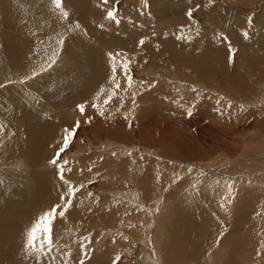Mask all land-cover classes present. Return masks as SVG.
<instances>
[{
	"label": "rangeland",
	"instance_id": "rangeland-1",
	"mask_svg": "<svg viewBox=\"0 0 264 264\" xmlns=\"http://www.w3.org/2000/svg\"><path fill=\"white\" fill-rule=\"evenodd\" d=\"M40 1H41L42 5H46V3L47 4L50 3L52 5L50 7L51 11L56 12V13L53 12L54 14H57L58 12L60 13L61 10L55 6V4L53 3V0H40ZM94 1L95 0H92V2L89 3L88 5L92 6L93 5L92 3H94ZM130 1H131V3H133L134 0H130ZM130 1L129 0H120L119 5H118V6H120V8H118V10H121V11H122V9L124 10L123 7L127 4H129ZM181 1L182 0H139L137 2V4H135L136 2L134 3V5H136L135 10H134V12H132V15H130V16H135L132 18L137 19L136 16H141L142 13L144 15L147 12L148 14L146 13L145 15L152 17L154 15V13H153L154 11L165 9L167 6H170V5L173 6L176 3H180ZM189 1L190 0H186V2H189ZM255 1L262 2V3H260V5L261 4L262 5L258 6V7L257 6H251V7L246 6V7L242 8L243 10H239V11H242L241 13L240 12L236 13V11H233L234 13L232 11L231 12L226 11L227 13H225L224 9L222 10V8H220V6H218L219 7L217 9V10H219L218 13L223 12L226 15L225 17H229L230 21L228 20L229 22L227 21V23H226V26H230V27H228L229 31L231 28H233L235 31L242 33L241 23H245L244 20H245L246 16H247L246 22L253 27H255L258 22H263V20H264V1L263 0H261V1L255 0ZM99 2H101V1H99ZM99 2H95L94 3L95 5L92 7H98ZM109 2H110V0H109ZM153 2H154V4H152ZM33 3H32V5H33ZM101 3H103V2H101ZM64 4H65V6H67V9L63 5L64 6L63 10L64 11L67 10L68 14H73L74 17L78 16V14H79L76 11H79L80 9H82V7L80 5H75L72 0H64ZM225 4H228V3H225ZM232 6H235V4L234 5L232 4L231 7ZM186 7H189V6H186ZM141 8H145L146 12ZM178 8H179V6H178ZM182 8H184V7L182 6ZM190 8H192V7H190ZM202 8H207V7H202ZM232 8H234V7H232ZM238 9L239 8L236 7L235 10H238ZM83 11L85 12V10H83ZM139 12H141V13H139ZM1 13L3 14L2 11H1ZM138 13H139V15H138ZM151 13H152V15H151ZM196 13H198V11L197 12L194 11L192 19H189V17L187 16V13L185 15V17H187L189 19V21L191 22L190 24H193V25L196 24L195 26L197 28L196 29L193 28V29H195L194 30L195 32L201 30L208 22H210L212 19L217 17V16H215L216 15L215 11H213V9H211V8L208 11L200 10V13H198V14H196ZM229 13H231L230 15H232L233 18H231V16H229ZM157 15H161V13L155 14V16H157ZM162 15H166V13H162ZM2 17L3 16L1 15L0 22L2 21ZM250 17H251V20H250ZM163 19H164L163 17H160V18H158L157 21H162ZM107 20L108 19H106V21ZM73 21L75 23L78 22L77 24H79V27H77V34H80V37H82L83 45L81 44V46H83V48L85 50L87 48L88 49L93 48V50H94V48H97L98 52H100V50H101L100 53H98L97 51L94 50V53H92L91 64H88L89 65V72L92 70L93 73L92 72L91 73L96 76L97 71H95L96 69L94 68V64L96 62L95 60H97V58H98V60L100 59V64L102 63V65L105 66V65H107L105 58L108 57V51L110 52V50H111V52H113L115 50V52H117V51L122 52V51H124V48L120 46V43H115V44H117V49L115 46H113L114 43L113 44L110 43L109 45L105 46L101 42V45H100L99 38H97V36H98L97 34L100 31L95 30V32H94V30H92L90 27L85 26L86 23L89 25H91V24H90L89 17L85 16L84 14H83V16H81L79 18V21H77V19H74ZM233 23H234V25H232ZM263 25H264V22H263ZM155 26L159 27L160 25H157L155 23ZM258 27L261 28L260 26H258ZM145 28L153 29V28H151L150 25L146 26ZM225 28H227V27L223 28L224 32L222 29H219L220 32L218 31V35L220 33H222L223 36H228L227 30ZM78 31L79 32L81 31V32L79 33ZM96 31L98 33H96ZM156 31H157L156 33L160 32L158 30H156ZM93 33H94V35H97V36L95 37L94 35H92ZM216 33L217 32L214 33V36L216 35ZM100 34H101V32H100ZM218 35H217V38H218ZM88 36L89 37L93 36V37H91L89 39ZM260 36L261 35H259V39L263 38ZM39 38L40 37L38 35L37 45L40 44V48H39L40 52L39 51L38 52L41 54V51H42L44 54L40 55L37 52L38 54L36 53L37 55L35 54L33 56L34 58L33 57L29 58V61H27V62H29L32 65L34 64L35 66H33V67L39 66L38 63L43 61V57L45 55H47L49 49L52 48V45H48L49 43H46V45H44V42L41 43ZM241 39L245 43L246 39L242 38V37H241ZM60 40H61V37H60L59 41ZM88 40H90V41L88 42ZM95 40H97L98 42L97 41L95 42ZM0 41H1V38H0ZM215 42H216V40H215ZM96 43H97V45H96ZM260 44L264 45L263 42ZM42 46H44V47L42 48ZM58 46L61 48H64V46H65L64 41H63L62 45H60L58 43ZM107 46H110V47H107ZM199 46H202V45L200 44ZM43 49H45V50H43ZM88 49H87V51H88ZM179 49H185V46L181 45V47L179 46ZM199 51L201 52V49H198L196 52L199 53ZM96 52H97V54H96ZM115 52H114V54H115ZM94 54H96L97 58L94 56ZM99 54L102 56L100 57ZM5 56L6 55L3 51V48L0 45V59H2L1 62H3V63H1V69L4 71L8 70V71L4 72V75L5 74L8 75L10 73L15 72V74L11 75V76L15 77L16 73L20 74L19 73L20 67L17 68L15 66L9 65L5 61ZM164 57L166 58L167 55H165L163 57H158L157 61L159 60V61L165 62L166 60ZM179 57L180 56H178L176 58V60H174L175 61L174 65L176 68H180V70L175 69L173 72H175V75L177 76L176 78L180 79L181 81L180 80L179 81L181 82V84H183L182 82H184L186 79L184 77L180 78V77H182L181 68L183 65L181 64V60L177 61V59ZM102 60H103V62H101ZM45 63L46 62L44 61L42 63V65L44 68L46 67L47 68L46 71L49 72L50 67H48V65H47L49 63H47L46 65H45ZM210 63H212V64H210ZM214 63L216 65L220 64V65H224L227 67L229 66V63H227L226 61H222L221 59H214V60H210L208 62V65H207V63L203 64V65H201L200 68L194 69V71L197 72L200 70V72H201L204 69L207 72V71H209V68L215 66ZM178 64L181 67H179ZM206 66H209V68H207ZM243 67L246 69L249 67V65L245 64L243 66V64H239L238 67L236 68V70L233 72L232 71L224 72V71H218L217 70V72L216 71L215 72H216V74L219 75L218 77H214V75L211 76L208 73L203 77H199L200 79H203L205 81L204 85L207 86L208 88H210V89H207V91L206 90H204V91H206L207 93H211L210 91L212 89H213L212 92H214L217 89L216 91L221 92V93H217V94H220L221 96L220 95H217V96L218 97L220 96L221 98H223L225 100V103H227L229 100L228 96L225 97L224 96L225 94H223V90H218V88H220V86H222V83H221L222 81L227 82L231 78V80L228 83H229V85L230 84H232V85L231 86L226 85V86L230 87V90L226 93H229L228 95H231L232 97H236L241 102L242 101L247 102L246 99L248 97H251L253 94V92L249 91L248 88H251L250 86L254 87V84L256 85L257 83H258L257 88L264 87V76L261 77L258 74L253 76L254 74H256V73H254V72H256V70L253 72V74L252 73L250 74L249 71L246 70L247 71L246 72ZM38 68L39 69L36 71H40L41 65ZM93 68H94V70H93ZM12 71H14V72H12ZM26 71H24L22 73L26 74L25 73ZM46 71H41L40 75H38L35 78L37 79V78H39V76L41 77L43 72H46ZM157 71L158 72H156V73H158L157 75L159 77L165 76L164 73L161 72V70H157ZM244 71L246 73H244ZM146 72L149 73L151 71H149V69L147 70V66L145 64H143L142 67H136L135 70H133L132 73H130V74L132 75V77L134 76L133 78L136 80L142 79V80H140L141 89L138 90L136 88V83H134V87L132 88L133 90L132 89L129 90L126 87V85L121 86V90H119L117 97L113 100V102L111 104H108V105H104L103 101L107 97V95L111 92V90L113 89L114 86L108 87L107 81L105 82V81L101 80L99 82V86L96 89H94V92H95L94 103L98 102L101 105V110L103 111L104 114L103 115L99 114L100 118H101L100 121L97 120V122H91V123L86 122L87 117L92 115L93 112L97 115L99 111H97V109L95 107H93L94 103L89 104L85 100V98L87 99L86 94H88V91L85 90V88H84L85 86H83L82 83H80L79 86L77 85L78 87L75 86V88H73V89L65 88V89H61L62 91H60V92L59 91L55 92L52 88H50V87L45 88V86H43V85L36 87V86L31 85V84L26 83V82H25V84L20 83V81L25 76V75L22 76V74L20 75L21 77H23L21 79L18 78L19 77L18 75H17L18 79L14 78L13 80L10 78H7V77H3L4 81H0V82H1V84H5L6 87L0 88V90L1 89L2 90L5 89L4 91L8 90L9 89L8 85L11 84L10 86H11L12 93L15 92V99H12V97H11L6 102L4 100L0 99L1 100L0 101V118L1 119L3 118L4 119L3 121H5V122H3L0 120V125H3V127H0V208H1L0 211L4 210L2 212L7 213L8 209H10L9 210L10 212L7 213V215L1 214V212H0V217L2 218V219L0 218V232H1L0 233V243H1L0 247L6 246V245H8V243L12 244L13 242H15L16 244L18 243L17 244L18 251L16 248L15 253L23 251V254H26L28 256L27 252L25 251L27 231L32 226V223L35 221V219L38 217V215H40L43 211L40 208L43 206L39 207V205L42 204L41 201H43V204L48 203V202L45 203L44 200L41 198L44 194H39V192L45 191L49 195V193H48L49 190L47 191V186H48L47 181H50L52 184H55L56 186H59V184H61L58 187V189L59 188L62 189V187H63V190H62L63 192L66 189V185L59 178L57 167L55 165L51 164L50 161L55 156L60 144L62 143L63 134H64L63 130L65 128H72L73 125L76 124L77 121H79L80 126L77 129L75 139L71 143L70 147L62 154L61 160L58 161V163H62L64 160H67L69 162L68 165L66 166V168L71 169V171H65V178L66 179L71 180L73 182V184H75V185L83 184L85 186L81 190V192H79L77 194L76 199L73 202V208H74L75 212H77L78 216H77V219L75 218V220L70 219L68 214H67V219H59V218L57 219V221L54 225V232H53L55 247H54V249H53V251L49 257H43L42 258V264H49L50 261L52 260L51 257H55V260H53V262H55L54 264H66L65 260H67V262L69 260H71V264H81V261H83V264H114L115 258L117 256L121 257L119 264H153V263L154 264H162V262L164 260H165L163 262L164 264L167 262H168V264H179L181 261L184 264H191L190 263L191 259L185 258L186 255L182 254L183 250H179L180 247L189 246V245L184 243V238H185V234L189 233V230H190L189 228H188L189 230L187 229V227L189 225L184 224L185 223L184 218H182V220H181V218H180V217H182L181 215H180V217H178V218H180V220L178 221L179 223L175 224L177 219H176V221H172V223H170V225L168 227L169 229L165 226V222H164V220H162V218H159L158 220L155 219L156 223L152 219H151L152 222L151 221H147V222L145 221L147 224L152 225V227H154L156 225L157 227H159V229H161L164 226V228L161 229L162 231H164V232H162L163 235L161 237L158 236L161 238V240L158 237H155L156 235L152 234L153 231L150 230L151 233L146 234V235H149V239L147 238V240H146L147 243H144V242H146L144 240H143L144 242L142 240H139L143 233H136V237L133 236V239L135 238V241L130 239V241L128 243L123 244V245L119 244L120 245L119 246L118 243H116L118 241V239L117 238L114 239L115 234H113L111 232L106 233V230H101L100 225H98L101 223L100 220H96V221L88 220L87 221L86 218H84V217L82 218V216L80 215L81 214L80 211H81L82 207L86 206L87 202H92V203H97V202L101 203L102 202L104 204V207H102L103 206L102 205L99 212H104L108 216H114V217L116 216V215H114L115 213L113 212V205L105 203V201L102 199L104 195L101 191L104 192V190L106 191V189H104V188L102 189V187H99V180H101L103 178L105 179L107 177H110L107 175L106 176L104 175V177H103L102 168H104L105 171L118 170V168L121 167V165H123V163H122L123 160L130 162L131 167H137V169H140V170L141 169H144V170L150 169L154 164V163H152V161L157 160L158 162H161V163H165L164 161H166L170 165H173V166H177V164H178L177 168H183L184 167L185 169H187V167H191V168L197 167L196 165H198V167H199L201 164H203V167L210 168L209 170L207 168L206 169L207 171H212L213 169H211V167L223 168L225 165V167H229V166L235 167L236 166L234 174H240L241 171L243 173H245V172L247 173L248 171L250 173H256L257 172L256 174H258V175L264 173L261 170L264 168H261V167L258 168V166L256 164V163H261V161L264 160V154H263V151H264V137H263L264 136L263 135L264 134V107H263L264 106V99L262 100L261 105H259L258 107H255L256 109L254 108V106L252 104H248L249 105L248 110H250V108L251 109L254 108V110H256L255 114H257L256 112H258L260 115L257 117L255 115V116H253V118L249 117L250 120L253 122L248 121L246 123H239V121H236V123L238 122L237 125H241V126H238L237 134L234 136L232 135L230 137V133L232 132V129H230V127H229V126H232L233 124H231L229 122V120H226L227 122L224 121L226 123H224V122L222 123L219 120V125L221 127H223V129H224L223 131L226 130V132L222 131V133H220V135L218 137L215 135L216 139H214V140L210 139V140H212V143H210V145L214 144V146L209 145L208 148L205 147V149H202L203 151L199 152L198 151L199 149L192 148V144L197 143V139L200 135L199 128L205 122L211 123V121L206 118L207 116L205 115L203 110L201 111V109H199L198 107L191 106V108H190V111H191L190 117L193 116V117L197 118V116H198L197 119L192 118V121L190 123H184V122H186L187 117L185 118L183 116H180L179 119H175V120H173L174 122L172 121L170 124L167 125L166 133L162 135L164 137L165 141H163V139L161 138V134H159V135L156 134V133H158L157 131H159V129H161V127H162V124L160 123L162 121V119L157 117V116L154 118V119H156V122H155L156 125L154 124L155 125L154 127L153 126L147 127L145 129L144 135L140 134V128L142 126L143 119H141V118L139 119V116L133 114V111L131 110L132 107H130L133 105H131L130 100H133V99L136 100V98L143 99V97L145 98V97H149V96L154 97L153 99L155 101H153V100L149 101L150 106H148V107L150 110H148V107H146L147 109L146 108L144 109V110H147V114L149 115V113L154 111V110H151V107H155V109H157V108H161L160 106H162V108H163V107H166L167 104L171 103L172 98H174L172 96L175 95V92L178 91V93H186L185 90L181 91L182 89H180L179 86L174 85V84H176V82L171 77L172 75H167V77H165L164 79H161L158 76H153L154 78L147 79V77H143V75H146V74H144ZM173 72H171V73H173ZM93 75H89V79ZM147 75H150V74H147ZM109 76L112 77V74L110 73ZM109 76H108V78H110ZM251 76H252V78H251ZM35 78H33L31 80L34 81ZM143 78H145V79H143ZM158 78H159V80H158ZM232 78H233V80H232ZM169 79H171V81ZM143 80H145L144 81L145 83L143 82ZM9 81H15V83H8ZM162 82H167V83L163 84ZM252 82H254L253 85H252ZM90 83L91 84L95 83V81L90 80ZM142 83H144L145 86ZM95 84H98V83H95ZM240 84H242V85H240ZM24 85L28 86L29 91H27V92H30L31 95H30V93H25L26 92L25 90H19L18 89L20 87H24ZM258 85H260V86L258 87ZM202 86L203 85H201L199 87L204 88ZM103 87H104V89H102ZM243 87L246 88V91H245L246 93L242 91V93H243L242 94L243 97H242V95L240 93L241 92L240 88H243ZM76 88L78 90H76ZM231 88H233V89H231ZM208 90H210V91H208ZM260 90H262V88ZM132 91H133V96H130V94H131L130 92H132ZM204 91H203V89L201 90V92H204ZM235 92H236V94H235ZM259 92L260 91L258 90L257 93L259 94ZM234 94H235V96H234ZM246 94H247V96H245ZM146 95H149V96H146ZM189 96H190V94H187L185 96V99L188 98ZM193 96H195V95L193 94ZM261 96H264V94H262ZM97 97H99V99H97ZM61 100L64 103L61 102ZM66 100H70V101H66ZM156 100L158 102H156ZM210 100H213V99H210ZM224 100H222V101H224ZM254 100H255V98H254ZM218 101H220V100H218ZM218 101L215 100V102L214 101L211 102L212 108L214 107V104H215V107L213 109H216V111L218 109L222 110L225 107H228V105L224 104V102H221V101L219 102V104H217ZM9 102H13L12 105ZM55 102L59 103L60 106H59V104L55 106L54 105ZM236 102H238V101L235 100V103ZM65 103H72V104L70 105L69 108H67V107L65 108V105H64ZM78 104L87 105L84 113H81L78 110V108H77ZM227 104H229V103H227ZM57 106H59V107H57ZM140 106L141 105L137 106V109H138L137 112L140 111L139 108H141V110L143 111L142 106L141 107ZM205 106L207 108L208 104L205 103ZM242 106L243 105L239 106L240 107L239 112L241 113V114L239 113L240 116H243L244 114H246V111H244V109L247 106L246 107H244V106L242 107ZM60 107L64 111L62 109H60ZM185 108H188V106H186ZM258 108H260V109H258ZM194 109H195V111H194ZM44 110H45V112H43ZM260 110H263V111L260 112ZM105 112H108V113L110 112L111 114L114 113V115L116 114L117 116H119L122 119L126 118V117L127 118H126V120L125 119L122 120V125H118V123H114V121L110 117L107 118L105 116ZM165 113H167V112L165 111ZM82 115H84V116H82ZM164 117H166V116H164ZM106 119H108V120H106ZM40 120L44 124L42 125L40 123L42 126L40 127V129L38 131H35L36 129H34V128L37 125V121L39 122ZM215 121H213V124L216 125L217 122L215 123ZM163 123H164V120H163ZM156 129H157V131H156ZM257 129H258V131H257ZM251 130H253L252 133H254V130H255V133H258L257 137L258 136L262 137L261 139H259V140L263 139L262 142L259 141L258 138H256V134L255 135L251 134ZM233 131H235V129H233ZM227 132H230V133H227ZM119 135H121V136H119ZM251 139H252V141H251ZM195 140H196V142H195ZM261 143H263V144H261ZM222 145H224V148H221ZM117 146H119V149L121 147L120 150L121 151L123 150L126 154L125 153L124 154L123 153L116 154L114 151L113 152L111 151V150H115V148ZM217 146L219 148H217ZM124 148L125 149L127 148L128 151L125 150ZM164 149H167V150L169 149L168 150L169 152L173 151L172 153L174 155L178 151L179 154L177 153V157H178V159L181 158L180 159L181 162H179V163H177L175 161L169 162L168 160L162 161L159 158H157V156L155 154H161L162 153L161 155H163L167 151ZM261 149H263V150H261ZM163 150H164V152H163ZM174 150H176V151H174ZM226 150H229V151L231 150V151L229 152ZM232 150H234V151H232ZM215 151H217V153L212 158L214 160V162H213L211 159V156H208V154L210 152L214 153ZM241 151H243V154ZM188 152H189L190 156H189ZM223 152H224V154L226 152L227 153L229 152L228 153L229 155H226V159L224 157L225 155L222 154ZM246 152H247V155H246ZM153 153H155V154H153ZM200 153H202V154L200 155ZM231 154H233V155L231 156ZM241 155H244L246 158H252V159L254 158L255 161L250 162L251 164H249L248 163L249 161L247 160L248 161L247 162L246 160H243V158H241ZM164 156H166V155H164ZM169 158L175 159L174 156H170ZM239 158H241L242 163H239L237 165V163L239 161L237 162L236 160H238ZM229 159H233L234 163L233 164L231 162H228L229 164L228 163H225V164L222 163L223 161H227ZM206 160L209 161L208 163H211V164H206L207 163V162H205ZM12 161L13 162L16 161L20 164L21 167H24L23 172L21 171V169L19 171V168H18V171L16 169L9 168L10 166L13 167L11 165ZM243 163H245V164L243 165ZM240 164H242L243 166ZM189 165H191V166H189ZM20 166H18L17 164H16V166L14 165V167H20ZM247 166H252V167L248 168ZM5 167H8L10 170L8 168H5ZM100 167H102V168H100ZM125 167L128 168L129 166L126 165ZM200 167H202V166H200ZM25 168H26V170H25ZM24 171H26V172L30 171V172L26 174V172L24 173ZM218 171H224L225 172L226 170L225 169H220V170L218 169ZM192 172H191V175L192 174L193 175L190 177H193V176H194V178L198 177V178H200L201 182L203 181V178L205 177V175H202L199 170L194 169V171H192ZM12 173H18L19 175L16 174L14 176L15 178L13 180H11V178H9V176ZM115 173H114V175H115ZM25 174L28 175L29 177L26 176ZM117 174H118V172H117ZM51 175H53V176H51ZM111 175H113V174H111ZM176 175H178V173L177 174L175 173L174 177ZM197 175H199L201 177H199ZM31 177H32V180H31ZM96 177H98V178H96ZM99 177H101V178H99ZM115 178H119V176H117ZM198 178H196V181L199 180ZM184 179L185 178H183L182 180H184ZM16 180H18V181H16ZM37 182H39V184H40V182H42V184H44V185H41V184L38 185ZM193 183L190 182L189 186L186 185L185 188H183V191L185 189L186 190L185 193H186V195H188V196H186L183 193L185 200H188V201L191 200L190 201L191 203H193V202H196L197 204L199 203L200 205L198 204V206H197L198 208L202 207L201 208L202 210L205 209V210H207L206 212H210V214L212 215L211 218L209 217L210 219H207V217L204 215V217H206V218L204 219V223L201 225L204 228H209L211 231V235L210 236L208 235L209 236L208 237L206 234H204L203 238H202V236L198 237V238H200V243H202L200 245L201 247L199 248V250H195L192 252H195V254H196L197 251H200L201 253H199V256H197L195 258V259H197L195 261L197 263H199V262H202V260H203V262L205 261L206 264H214V263L215 264H225V263L230 264V263L234 262L233 260H235V264H252V263L253 264H259L258 259H259V257H263V255L261 256V254H264V250H262V245H264V226H263L264 225V190L257 191L258 194L254 197V199L251 198L249 200V201H251L250 202L251 205H249V210L251 209L249 211L250 213H244V211H243V213H241L238 216L239 218L240 217L244 218V216L246 214H248L249 215L248 219L254 220L253 222H255V226L253 225V228L251 231L252 235H249V237H252V238L248 239V241L250 240L249 243L245 244L248 241H244L245 239L243 237H241V239H243V241L241 240V241H239V243L237 242L240 246L239 245L237 246V243H233L232 248H233V245L235 246V248H233V252H232V248L230 246H227V249L229 252V253H227L226 248H224V249L222 248L223 247L222 244L224 242H222V243L220 242L219 244H217L215 242L216 238H214L216 235H218L219 232L222 233V231H224V230H222V229H224V228H222L223 227L221 225L222 223H219V222H223L225 224V222L223 221V219H221V217L219 216V213H217V211L220 210V208L226 209L227 211H230L232 209L229 207L228 199L225 198V194L227 193V191L220 190V187L215 182L212 183L213 185L207 184L206 182L203 183V186H198L199 184H195L196 185L195 188L194 187L190 188L191 189L190 190L189 187H192L190 185ZM31 184H34V185H31ZM107 186H108V184H107ZM40 187H42L43 190ZM97 187H99V188H97ZM108 189L111 190L112 186L110 185ZM173 189H175V188H173ZM51 190L54 191V190H57V188H54L53 186H51ZM206 190H207V192H206ZM171 191H173L172 188L170 189V192ZM175 191H176V189H175ZM193 191L195 193H193ZM242 192L244 193V191H242ZM36 193H38V194H36ZM239 193H240V191H239ZM199 196H201V199H202L201 202L202 203H200V201L198 200ZM216 196H218L219 198ZM244 197H245L244 195L241 196V198H244ZM166 198H167V200L164 199V202H162L158 208L160 216H166L165 215L167 212L166 208H167V210L173 209L172 203H174L175 201H173V200L169 201V197H166ZM216 199H219V200L216 201ZM57 200L60 201L59 195L55 199V204H56ZM81 201H82V204H81ZM165 201H167V202H165ZM206 201H208L209 203ZM40 202H41V204H40ZM79 202H80V204H79ZM241 202H242V200L239 201L240 204H241ZM222 203L225 205H223ZM182 204H183V202L178 201V205L182 206L181 209H183V206H185L186 203H184L183 205ZM203 204L206 206L204 207ZM222 205H223V207H222ZM163 206H165V207H163ZM215 206L217 209H215ZM250 206H251V208H250ZM252 206H254V207H252ZM121 207H125L126 209H128L125 205H121ZM48 208H50V206H48ZM105 208L108 210H106ZM189 208H191V206L188 207V209ZM109 209H111V210H109ZM126 209L121 210V212H123L125 215H128L129 216L128 218H130V221L136 223V225H137L138 221L141 220V217L139 218V216L137 215L139 213H137V214L134 213L135 215H131V214L129 215V214H126ZM162 210H163V213L161 214ZM256 210H258V211L255 212ZM11 212H13V213H11ZM33 212H35V213H33ZM128 212L132 213L130 210ZM33 214H34V216H33ZM94 214H92V215L95 217L98 216V212H95ZM153 218H155L154 215H153ZM258 220H259V222H258ZM158 221H159V223H158ZM260 221H262V222H260ZM112 224L113 223H111V225ZM160 224H162V225H160ZM219 224H220V226L218 227ZM129 225L130 224H128V226ZM182 225H183L184 230L186 229L184 232L182 231L183 228H181ZM184 225L186 227H184ZM212 227L215 228V230H212L213 229ZM216 227L220 228V230L218 231ZM133 228L134 227H132L131 229H133ZM180 228H181V230H180ZM178 229L181 233L178 232ZM246 229H247V227H246ZM113 231H118V230L116 228V230H113ZM214 231H215V233H213ZM193 232H194V230H193ZM179 233H180V235H179ZM106 234H107V236H106ZM253 234L254 235L256 234V235L254 236ZM1 235H3V236H1ZM104 236H105V238H104ZM166 236L168 238H165ZM176 236H178L177 237L178 239L176 238ZM221 236H222V234L219 237H221ZM223 237H225V234L222 236V239L228 240L231 236L228 235L227 236V237H229L228 239L227 238L225 239ZM157 238L160 240V244L158 242L156 243V241L158 240ZM181 239H183V240H181ZM235 239H238V238H235ZM228 241L231 242V240H228ZM137 242H138V244H137ZM210 242H211V244H210ZM232 242H236V241H232ZM250 242H251V244L253 242V244L251 246H250ZM182 243H184V244H182ZM209 244L213 247L216 246L214 249H218V251L213 249L211 252H209L211 249V248L207 247ZM127 245L130 247V249L128 248ZM132 245H134V247ZM242 245H243V248H242ZM245 245H246V247H245ZM247 245H248V247H247ZM115 246H117V247H115ZM120 247H122V248H120ZM228 247L230 248V250ZM238 247H240V248L238 249ZM236 248H237V252L239 254L236 252ZM248 248H249V250H247ZM145 251H146L149 259H151L150 257H153V260H150L149 262L145 261L147 263H145L142 260L143 257H146V254L143 253ZM2 252L4 254V250L0 249V264H2V263L3 264H5V263L9 264L7 261V255H5V258L1 257ZM230 253L233 254V257L230 255ZM212 254L217 255L216 256L217 259H216V257L214 259L216 261L211 260ZM228 254H229V256L227 257ZM248 255L250 258L248 257ZM33 256L35 257V255H33ZM167 256H169V257H167ZM237 256L239 257V259H235V258H238ZM223 257L226 258V259H224L225 261L222 260ZM158 258L162 259L163 261L158 259ZM182 258H185V259L181 260ZM199 258H201V259H199ZM252 258H256L257 261L253 262ZM29 259H31V258H29ZM3 260H6L7 262H4ZM31 260H33V259H31ZM92 260L95 262H93ZM237 260H239V261H237ZM212 261H214V263ZM33 263H35V262H33ZM262 264H264V262Z\"/></svg>",
	"mask_w": 264,
	"mask_h": 264
},
{
	"label": "bare ground",
	"instance_id": "bare-ground-1",
	"mask_svg": "<svg viewBox=\"0 0 264 264\" xmlns=\"http://www.w3.org/2000/svg\"><path fill=\"white\" fill-rule=\"evenodd\" d=\"M72 1H73V3L75 5H80L82 7V9H80V10L78 9L79 11H76L80 15L78 14V16L74 17L73 14H68L67 19H65V18L62 17L61 11H60V13L58 12L57 14H54L53 12H55V11H51V9H50V7L52 5L50 3H48V4L46 3V5H42L40 0H7V1L6 0H0V17H1V15L3 16L2 17V21L0 22L1 23L0 24V38H1L0 45L2 46L3 51H4L5 55H6L5 56V61L11 66H15L17 68L20 67V69H19V73L20 74L16 73L15 77L11 76L12 74H15L14 71H12L14 73H10L8 75H6V74L4 75V72H6L8 70L4 71V70L1 69V63H3V62H1L2 59H0V81H4L3 77H7V78H10L12 80L14 78L16 79L17 75L19 76L18 78L21 79V78H23V77L20 76L21 74H22V76L23 75L31 76V74L33 73L34 70L35 71L38 70L39 69L38 67L40 65L43 66L42 63L44 61L46 62L45 65L47 63H49L50 61H49L48 58L52 57L53 53L55 52L56 53V57H55L56 62H55V64H53L49 68L50 71L49 72H47V71L43 72V74H42L43 76L41 75V77L39 76V78H37V79L35 78L34 81L29 79L30 81L28 80L29 82L26 81V83H29V84L34 85L36 87L37 86L39 87L41 85L45 86V88L46 87H50L55 92L56 91L60 92V91H62L61 89H65V88L73 89V88H75V86H77V85L79 86V84L82 83L83 86H85L84 87L85 90L88 91V94L85 93L86 96H87V99L85 98V100L89 104H91V103L93 104L94 100H95L94 89H96L99 86V82L101 80H103L105 82L107 81L108 87H110V86L113 87L114 85H113L111 77L109 76L110 73L112 74L111 61L109 60L108 57H106L105 61H106L107 65L104 66V65H102V63L100 64V59L98 60V58L96 57V54L98 52L97 48H94V50L97 51L96 54H94V56L97 58V60H95L96 62L94 64V68L96 69L95 71H97V73H96L97 75L96 76L93 75L92 74L93 73L92 70L89 72V65L88 64H91L92 53H94V50H93V48H89V49L87 48L88 49V51H87V49L85 50L83 48V46H81V44L83 45V41H82V37H80V34H77V23L78 22L75 23L73 21L74 19H77V21H79V18L81 16H83V14H84L85 16L89 17L90 24H91V25H89V24L86 23L85 26L86 27H90L92 30H94V32H95V30L101 32V34H100V32L98 33L96 31V33H98L97 34L98 36L94 35V33L92 34L95 37L97 36V38H99L100 45H101V42L105 46L109 45L110 43H112V44L114 43L113 46H115L116 49H117V44H115V43H120V46L124 48V51H122V53H125L131 60V67H132L131 68V73H132L133 70H135L136 67H142V65L145 64L147 66V70L149 69V71H151V72L144 73L146 75H143V77H147V79L154 78L153 76H158L157 75L158 73H156V72H158L157 70H161V72H163L165 76H160V77L158 76L159 78L164 79L165 77H167V75H172L171 77L176 82V84H174V85L175 86H179L180 89H182L181 91L185 90V92H186V93H178V91L175 92V95L172 96L174 98H172V100H171L172 102L171 103L167 104L166 107H163V108H162V106H160L161 108H157V109H155V107H151V110H154V111L153 112L150 111L151 113H149V115L147 114V110H144V109L146 107L150 106V102L149 101H151V100L155 101L153 99L154 97H152V96L150 97L149 95H146V96H149V97H145V98L143 97V99L136 98V100H134V99L130 100L131 105L134 106V107L130 106V107H132L131 110L133 111V114L139 116V119L140 118L143 119L142 126L140 128V134L141 135L145 134V129L147 127H149V126H153L154 127L156 125L155 124L156 119H154V118L157 116V117L162 119V121L160 122L162 124V127H161V129H159L160 132L157 131L158 128L156 127L157 128L156 131L158 132L156 134H158V135L161 134V138L163 139V141H165L164 137L162 135L166 133L167 125L170 124L173 120L179 119L180 116H183L185 118L187 117V120L184 123H190L192 121V118L193 119H197L198 116H197V118H195L193 116L190 117L189 110H190L191 106L198 107L199 109H201V111L203 110V112L207 116L206 118L211 121V123L205 122L199 128L200 135H199V137L197 139V143L192 144V148L199 149L198 151L201 152V151H203L202 149H205V147L208 148L210 143H212V140L216 139L215 135L218 137L220 135V133H222V131L224 130L223 127H221L219 125V120L222 123L224 121H226V120H229V122L231 124H233L232 126H229L230 129H232V132L231 133L227 132V133H230V137H231L232 135L234 136V135L237 134L238 126H241V125H237L238 122L236 123V121H239V123H246L248 121L253 122V121L250 120V118H253V116H255V115H256V117L260 115L258 112H256L257 114H255L256 110H254V108L258 107L259 105H261V102L264 99V96H261L262 94H264L263 93L264 92V87H259L260 85H258V87L260 89L262 88V90H260L259 88H257V84L258 83L256 85L254 84V87L250 86L251 88H248V90L253 92V94H252L251 97H248V98L246 97L247 98L246 99L247 102H245V101L241 102L236 97H232L231 95H228L229 93H226V92H228L230 90V87H228L226 85H229L228 82L231 80V78L227 82L226 81H222L221 82L222 86H220V88H218V90H223V94H225L224 96L225 97L228 96L229 100H228L227 103L231 102V106L229 107V104L225 103V100L220 97L221 95L217 94V93H221V92L216 91L217 89L214 91L215 93L212 92L213 89L211 91L208 90L211 93H207L206 92L207 89H210V88L205 86L204 85L205 81L203 79H200L199 77H203L207 73L209 75H211V76L214 75V77H218L219 75L216 74L217 70L218 71H224V72H227V71H232L233 72V71L236 70V68L238 67L239 64H243V66L245 64L249 65L248 68H246V69L244 67L243 68H244L245 71L246 70L249 71L250 74L251 73L253 74V72L256 70V72H254L256 74H254L253 76H255L257 74L259 76H261V77L264 76V48H263L264 45L260 44L262 42L264 43V25H263L264 20H263V22H258L257 25L255 27H253V26L249 25L246 22V19H247V16H246V18L244 20L245 23H241L242 33H240V32L235 31L233 28H231L230 31H229L228 27H230V26H226V23L229 20V17H225L226 16L225 13H227L228 11L229 12L236 11V13H239V12L241 13L242 11H239V10H243L242 8H244L246 6L247 7L248 6H250V7L251 6H257L258 7V6L262 5V4L260 5V3H262V2H257L255 0H214V3H210L209 0H190L189 2H186V0H182L180 3H176L175 5H173L174 4L173 3L172 4L173 6L170 5V6H167L165 9L154 11L153 12L154 15L152 17L151 16L149 17L148 15H145L147 13L145 8H141L146 13L144 15L142 13L141 16H136L137 19H135V18H132V17H135V16H130V15H132V12H134V10H135V6L136 5H134V3L136 2L135 4H137V2L139 0H134L133 3H131V1L129 0L130 3L123 7L124 10L122 9V11L121 10L118 11L117 16H118V19H119V23H116L115 21H112V20H109V19L106 21V18H105L109 8H111L113 6H115L116 8H120V6H118L119 4H116L115 0H110V2H109L110 4H108L107 6L104 3H101V2H103L102 0H97V1L95 0L94 3L101 1V2H99V6L98 7H92V6L95 5L94 3H92L93 5L91 4L92 6L88 5L89 3L92 2V0H72ZM32 3H33V5H32ZM225 3H228V4H225ZM152 4H154V2ZM232 4L233 5L235 4V6L237 8H239V9L235 10L236 9L235 6H232V7H234V8H232L231 7ZM63 5L65 6L64 0H63ZM197 5H199V8H197L195 12L198 11V13H200V10L208 11L211 8V9H213V11H215V13H216L215 16H217V17L214 18V19L211 18L212 20L210 22H208L201 30L195 32L194 30L197 28L195 26L196 24L195 25L190 24L191 22L189 21V19L187 17H185V15H186V13H187V11H188V9L190 7L196 8ZM178 6H179V8H178ZM182 6L184 8H182ZM186 6H189V7H186ZM218 6H220V8H222V10L224 9L225 13H223V12H222L223 14L222 13H218L219 12V10H217L219 8ZM202 7H207V8H202ZM65 8L67 9V6H65ZM83 10H85V12ZM1 11L3 12V14L1 13ZM139 13H141V12H139ZM139 13H138V15H139ZM159 13H161V15L155 16V14H159ZM162 13H166V15H162ZM198 13H196V14H198ZM230 14L231 13H229V16H231V18H233L232 15H230ZM151 15H152V13H151ZM160 17H163L164 19L162 21H157L158 18H160ZM250 20H251V17H250ZM155 23L157 25H160V26L159 27L155 26ZM147 24L150 25L151 28H153V29L145 28L146 26H148ZM100 25H103V27H101ZM232 25H234V23ZM258 26H260L261 28H259ZM224 27L228 28V29L225 28L227 30V33H228V36H226L227 40H224L220 36V34H222V33H220L218 35V31L220 32L219 29L223 30ZM193 28H195V29H193ZM156 30H158L160 32L156 33L157 32ZM215 32H217V33L214 36ZM223 32H224V30H223ZM245 33H247V36H245ZM258 34L261 35L260 37H263V38L259 39V35ZM38 35L40 37L39 39H40L41 43L44 42V45H46V43H49L48 45H52V48L49 49L47 55H45L43 57V61L38 63L39 66L33 67L35 65L34 64L32 65V64H30L27 61H29V58L33 57L39 51L40 44L37 45ZM217 35H218V38H217ZM181 36H183V38H181ZM60 37H61V39H63V41L65 43L64 48H61V47L58 46V41H59ZM91 37H93V36H91ZM91 37H89V39ZM241 37L246 39L245 43L241 39ZM141 39H143L145 41L142 46L139 43ZM215 40H216V42H215ZM89 41L90 40H88V42ZM96 41L97 40H95V42ZM229 42L231 44V47L236 50L234 59L231 60V61H230V58H229ZM200 44L202 46H199ZM96 45H97V43H96ZM181 45H184L185 49H179V46L181 47ZM110 46H107V47H110ZM43 47L44 46H42V48ZM198 49H201V52L199 51V53H197L196 51ZM43 50H45V49H43ZM100 52H101V50H100ZM100 52H98V53H100ZM114 52H115V50L113 52H111V50H110V52L108 51V54L109 53H113L114 54ZM118 52H120V51H117L115 53H118ZM41 54H44V53L41 51ZM165 55H167L166 58L164 57L165 60H166L165 62L164 61H159V60L157 61L158 57H163ZM101 56L102 55H100V57ZM178 56H180V57L177 59V61L181 60V64L183 65L182 68H181L182 77H180V78L184 77L186 79L184 82H182L183 84H181V82H180L181 80L177 79L176 78L177 76L175 75V72H173L175 69L176 70H180V68H176L175 65H174V63H175L174 60H176V58ZM214 59H221L222 61H226L227 63H229V66L227 67V66H224V65H220L219 63H218L219 65H216L215 64L216 62H215L214 63L215 66L212 65L213 67H211V68H209V66H206L207 68H209V71H207V72L204 69L201 72H200V70L197 71V72L194 71V69L200 68L201 65H203V64L207 63V65H208V62L210 60H214ZM101 62H103V60ZM210 64H212V63H210ZM178 66H179V64H178ZM179 67H181V66H179ZM94 68H93V70H94ZM24 71H26L25 72L26 74L22 73ZM245 71H244V73L247 72V71L246 72ZM171 72H173V73H171ZM147 74H150V75H147ZM89 75H93V76L89 79ZM108 76L110 78H108ZM116 78H117V80L120 81L121 86H125L126 85V81L124 80L122 75L117 74ZM159 78H158V80H159ZM251 78H252V76H251ZM143 79H145V78H143ZM90 80L91 81L94 80L95 83H98V84H95V83L91 84ZM133 80L135 81L136 79L133 78ZM140 80H142V79H140ZM140 80L137 79L134 82V83H136V88L138 90L141 89ZM169 80L171 81V79H169ZM232 80H233V78H232ZM144 81L145 80H143V82ZM144 83H142V84L144 85ZM162 83L165 84L167 82H162ZM253 83L254 82H252V85H253ZM0 84H1V82H0ZM242 84H240V85H242ZM10 85H8L9 89L6 90V91H4L5 89H3V90L1 89L0 90V99L4 100L5 102L8 99H10L11 97H12V99H15V92L12 93ZM201 85H203L202 87H204V88H200L199 86H201ZM231 85L232 84H230L229 86H231ZM193 87H195V89H196L195 92L192 90ZM245 87L240 88L241 89V92H240L241 95L243 94L242 91L243 92L246 91ZM18 89L19 90H25L26 91V92L24 91L25 93H30V92H27V91H29L27 85H24V87H20ZM102 89H104V87ZM202 89H203V91L204 90H206V91L201 92ZM231 89H233V88H231ZM76 90H78V89L76 88ZM258 90L260 91L259 94L257 93ZM130 93H131L130 96H133V91L130 92ZM187 94H190V96L185 99V96ZM193 94L196 97L193 96ZM235 94H236V92H235ZM235 94H234V96H235ZM30 95H31V93H30ZM217 95H220V96L218 97ZM245 96H247V94ZM242 97H243V95H242ZM254 98H255V100H254ZM210 99H213V100H210ZM215 100L216 101L220 100L221 102H224V104L228 105V107H225L222 110H217L216 111V109H213L215 107V104H214L213 108H212V104H211V102H213V101L215 102ZM222 100H224V101H222ZM235 100L238 101V102L235 103ZM66 101H70V100H66ZM61 102H63V101L61 100ZM156 102H158V101L156 100ZM9 103L12 105L13 102H9ZM72 103H65L64 104L65 108L66 107L69 108ZM205 103L208 104L207 108L205 106ZM58 104L59 103L55 102L54 105L56 106ZM217 104H219V103H217ZM248 104H252L254 106V108H252L253 110L251 108H250V110H248V108H249ZM138 105H141L142 109H143V111H142L141 108H139L140 111H141V112L139 111L140 113L137 112V110H138L137 106ZM240 105H243L244 107L247 106L245 109L243 108L244 111H246V114H244L243 116L239 115V113H240L239 112L240 111V107L239 106ZM59 106H60V104H59ZM59 106H57V107H59ZM184 106L185 107L188 106V108H185ZM61 107H60V109H62ZM258 109H260V108H258ZM148 110H150L149 107H148ZM165 111L167 113H165ZM194 111H195V109H194ZM262 111L263 110H260V112H262ZM43 112H45V110ZM99 114H100L99 112H98L97 115L93 112L92 115L87 117L86 122L90 121V123H91V122H97V120L100 121L101 118H100ZM82 116H84V115H82ZM105 116L107 118L110 117L114 121V123H118V125H122V120L123 119L126 120V118H127L126 117V118L122 119L119 116H117L116 114L114 115V113L111 114L110 112L109 113L105 112ZM164 116H166V117H164ZM0 120L3 121L4 119L0 118ZM106 120H108V119H106ZM163 120H164V123H163ZM213 121H215V123L217 122L216 125L213 124ZM3 122H5V121H3ZM226 122H224V123H226ZM40 123L42 125L44 124V123H42L41 120L39 122L37 121V125L34 128V129H36L35 131H38L40 129V127L42 126ZM233 129H235V131H233ZM257 131H258V129H257ZM223 132H226V130L223 131ZM252 132H253V130H251V134H253V135L256 134V138H258V140L262 138L260 136L257 137L258 133H255V130H254V133H252ZM119 136H121V135H119ZM210 139H212V140H210ZM262 140H259V141L262 142ZM251 141H252V139H251ZM195 142H196V140H195ZM261 144H263V143H261ZM210 146H214V144L210 145ZM217 148H219V147L217 146ZM221 148H224V145H222ZM120 149H121V147H120ZM120 149H119V146H117L115 148V150H111V151L112 152L114 151L116 154H119V153H123L124 154L125 152L123 150L121 151ZM125 150L128 151L127 148ZM164 150H167V149H164ZM164 150H163V152H164ZM168 150L163 155H161L162 153L161 154L153 153V154H155L157 156V158H159L162 161L168 160L169 162L170 161H175L177 163L181 162L180 161L181 158L178 159V157H177V153L179 154L178 151L174 155L172 153L173 151L169 152ZM261 150H263V149H261ZM174 151H176V150H174ZM226 151H229V150H226ZM232 151H234V150H232ZM241 152L243 154V151H241ZM216 153H217V151H215L214 153L210 152L208 154V156H211V159H212ZM228 153L227 152L225 154H224V152L222 153V154L225 155L224 156L225 159H226V155H229ZM188 154H189V152H188ZM201 154L202 153H200V155ZM263 154H264V151H263ZM164 155H166V156H164ZM232 155L233 154H231V156ZM246 155H247V152H246ZM170 156H174L175 159L169 158ZM189 156H190V154H189ZM241 158H243V160H246V161L248 160L249 162L248 161L247 162L249 164H251L250 162H254L255 161L254 158L253 159L252 158H246L244 155H241ZM241 158L236 160L237 162L239 161L237 163V165L239 163H242ZM212 161L214 162L213 159H212ZM164 162L165 163L158 162L157 160L152 161V163H154L153 166L150 169H147V170H144V169L140 170V169H137V167H131V163L126 161V160H123L122 161L123 165L120 164L121 167H119L118 170H115V171H105L104 168L100 167V168H102L103 177H104V175L105 176L106 175L110 176V177H107L105 179L103 178V179L99 180V187H102V189L103 188L106 189V191L104 190V192L101 191L103 193V195H104L102 199L105 201V203L113 205V212L115 213L114 215H116V216L115 217L114 216H108L104 212H99L101 206L103 205L102 207H104V204L102 202L101 203L100 202H97V203L87 202L86 206L82 207V209L80 211V213H81L80 215L82 216V218L83 217L86 218L87 221L88 220H91V221L100 220L101 223L98 224V225H100L101 230H106V233H110L111 232V233L115 234L114 239L115 238L118 239V241L116 242V243H118V245L119 244H122V245L126 244V243H128L130 241V239L135 241V238L133 239V236L136 237V233H143L139 240L146 241L147 238L149 239V235H146V234L151 233L150 230L153 231L152 234L156 235L155 237H158V236L161 237L163 235L162 232H164L161 229H163L164 226L163 227L161 226L162 227L161 229H159V227H157L156 225H155L156 227L155 226L152 227V225H149V224L146 223L147 221H151L152 222V220H153L156 223V220H158L159 218H162V220H164V222H165V226L168 228L170 223H172V221H176V219H177L175 224H178L179 223L178 221L180 220V218H181V220H182V218H184V221H185L184 224L185 225L186 224L189 225L187 227V229L188 228L190 229V230L188 229L189 233L185 234L184 243L189 245V246H184V247H180L179 246L180 247L179 250H183L182 254L186 255L185 258L191 259L190 260L191 264H206V262L205 261L203 262V260H202L203 263L202 262L197 263L195 261V260H197L195 258L197 256H199V253H201L200 251H197L196 254H195V252H192V251L199 250V248L201 247L200 245L202 243H200V238H198V237L202 236V238H203L204 234H206L207 236L211 235L210 229L209 228H204L201 224L204 223V219L206 217H207V219H210L212 215L210 214V212H206L207 210H205V209H204L205 211L202 210L201 209L202 207L198 208L197 206H198L199 203L198 204L196 202L191 203L190 202L191 200H189V201L185 200V197H184L183 193L186 195V193H185L186 190L184 189V191H183V188H185L186 185L189 186L190 182H192V183L194 182V183L190 185L192 187H189V189L193 188V187L195 188V186H196L195 184H199L198 186H203L204 182H206L207 184H212L213 182H215L220 187V190L227 191V193L225 194V198L228 199L229 207L232 208L230 211H227L226 209H223V208H220V210L217 211V213H219V216L221 217V219H223L225 224L223 222H219V223H222L221 224L223 226L222 228H224L222 230H224V231L221 230L222 233L219 232L218 235H216L214 237V238H216L215 242L217 244H219L220 242L221 243L224 242L222 244L223 245L222 248L223 249L226 248V250H227L226 252L229 253L228 249H227V246H230L232 248V244L233 243H237V242L239 243V241H241V240L243 241V239H241V237H243L245 239L244 241H248V239L252 238V237H249V235H252L251 231H252L253 225L255 226V222H253L254 220L253 219H251L252 221L249 220L248 219V216H249L248 214H246L244 216V218H242V217L239 218L238 216L241 213H243V211H244V213H250L249 211L251 209L249 210V205H251L250 204L251 201H249V200L251 198L254 199V197L258 194L257 191L264 190V173L258 175V174H256L257 172L256 173H250L248 171L247 173L246 172L243 173L241 171L240 174H234L236 166L235 167H230V166L229 167H225V165H224L223 168L211 167V169H213L212 171H207L206 169L208 167H203V164L200 165L202 167H200V166L198 167V165L195 164L197 167H193V168L187 167V169H185L184 167L183 168H177L178 164H177V166H173V165H170L166 161H164ZM205 162H207L206 164H211V163H208L209 161H207V160ZM228 162H231L232 164L234 163L233 159H229L227 161H223L222 163L225 164V163H228ZM16 164L18 166H20V164L18 162H16V161L13 162L12 161L11 165L13 167L10 166L9 168L16 169L17 171H18V168H19V171L21 169V171L23 172V168L24 167H21V166L20 167H14V165L16 166ZM244 164L245 163H243V165ZM256 164H257L258 168L259 167L264 168V160H262L261 163H256ZM126 165L129 166V167L128 168L125 167ZM240 165H242V164H240ZM189 166H191V165H189ZM247 167L249 168V167H252V166H247ZM5 168H8V167H5ZM189 169H191V171H189ZM194 169L199 170L202 175H205L204 178L202 177L203 178L202 182H201L200 178H198V177H195V178H194V176L190 177V176L193 175V174L191 175V172L194 171ZM209 169L210 168H208V170ZM218 169L219 170L220 169H225L226 171L225 172L224 171H218ZM25 170H26V168H25ZM261 170L264 172V169H261ZM25 172L26 171H24V173ZM29 172L27 171L26 174L29 173ZM117 172H118V174H117ZM114 173H115V175H114ZM175 173L176 174L178 173V175H176L174 177ZM16 174H18V173H12L9 176V178H11V180H13L15 178L14 176ZM111 174H113V175H111ZM53 175H51V176H53ZM26 176H28V175H26ZM117 176H119V178H115ZM197 176H199V175H197ZM199 177H201V176H199ZM96 178H98V177H96ZM99 178H101V177H99ZM183 178H185V179L182 180ZM196 178H198L199 180L196 181ZM31 180H32V177H31ZM16 181H18V180H16ZM37 183H38V185H40V184L44 185V184H42V182H40V184H39V182H37ZM47 184H48L47 191L49 190L48 193H49L50 196L45 191H43L44 193L42 191L39 192V194H44L41 197L44 200V202L45 203L48 202L46 204H43V201L40 200L42 202V204L40 202L41 205H39V207L43 206V207H40L43 210L42 212L47 210L48 206L54 205L55 204V199L57 198V196L59 195V198H60L62 193H64L62 191L63 187H62V189L61 188L58 189V187L61 184H59V186H56L55 184H52L50 181H47ZM107 184H108V186H107ZM31 185H34V184H31ZM110 185L112 186L111 190L108 189ZM51 186H53L54 188H57V190H54V191L51 190ZM99 187H97V188H99ZM40 188L42 189V187H40ZM171 188H172L173 191L170 192ZM173 188H175L176 191ZM207 190H206V192H207ZM239 191H240V193H239ZM242 191H244V193ZM193 193H195V192L193 191ZM36 194H38V193H36ZM243 195L246 198L245 197L241 198V196H243ZM186 196H188V195H186ZM166 197H169V201L170 200L175 201L174 203H172L173 204V207H172L173 209L172 210H167V208H166V211H167L166 214H165L166 216H160L158 208L161 205V203L164 202V199L167 200ZM216 197H218V196H216ZM198 200L200 201V203H202L201 202L202 201L201 196L198 197ZM217 200H219V199H216V201ZM241 200H242V202L240 204L239 201H241ZM58 201L59 200H57V202ZM178 201L183 202V204L186 203V205L183 206V209H181L182 206L178 205ZM165 202H167V201H165ZM206 202H208V201H206ZM79 204H80V202H79ZM121 205H125L132 213L128 212L129 210L126 209L125 207H121ZM223 205H225V204H223ZM223 205H222V207H223ZM190 206H191V208L188 209V207H190ZM205 206L206 205H204V207ZM163 207H165V206H163ZM252 207H254V206H252ZM250 208H251V206H250ZM124 209H126V214H129V215L130 214L131 215H135V214L139 213L137 215L139 216V218L141 217V220L138 221L137 225H136V223L130 221V218H128L129 217L128 215H125L123 212H121V210H124ZM215 209H217L216 206H215ZM0 210H1V208H0ZM9 210L10 209H8L7 213L10 212ZM106 210H108V209H106ZM109 210H111V209H109ZM2 211H4V210H2ZM2 211H0L1 214L7 215V213H3ZM257 211L258 210H256L255 212H257ZM95 212H98V216L97 217L92 215ZM11 213H13V212H11ZM33 213H35V212H33ZM162 213H163V210L161 211V214ZM153 215L155 216V218H153ZM180 215L182 217H180ZM204 215L206 217H204ZM33 216H34V214H33ZM68 216H69L70 219H73V220H75V218L77 219L78 214H77V212H75L73 207L69 210ZM178 217H180V218H178ZM259 220H258V222H259ZM260 222H262V221H260ZM111 223H113L114 225L113 224L111 225ZM158 223H159V221H158ZM128 224H130V225L128 226ZM160 225H162V224H160ZM185 225H184V227H186ZM219 226H220V224L218 225V227ZM132 227H134V228L131 229ZM246 227H247V229H246ZM116 228H117L118 231H113V230H116ZM181 228H183V225H182ZM181 228H180V230H181ZM185 230L183 228L182 231L184 232ZM193 230H194V232H193ZM212 230H215V228H213ZM217 230L219 231L220 228H217ZM178 232H180L179 229H178ZM180 233H179V235H180ZM213 233H215V231ZM221 234H222V236L225 234V237H223L225 239L229 238V237H227L228 235L231 236L228 239V240H231V242L228 241V240H223L222 236L219 237ZM1 236H3V235H1ZM106 236H107V234H106ZM160 237H158V238L161 240ZM177 237L178 236H176V238ZM104 238H105V236H104ZM165 238H168V237L166 236ZM235 238H238V239H235ZM159 239L156 241V243L158 242L160 244V240ZM181 240H183V239H181ZM232 241H236V242H232ZM249 241L246 242V243L244 242V243L247 244V243H249ZM144 243H147V241L144 242ZM184 243H182V244H184ZM238 243H237V246L239 245ZM17 244L15 242H13L12 244L8 243V245L0 247L1 250L2 249L4 250V254L2 252L1 253L2 254L1 257L5 258V255H7V261H8L9 264H35V263H33V262H35V257L34 256L33 257H29L26 254H23V251L15 253V250L17 248ZM137 244H138V242H137ZM210 244H211V242H210ZM252 244H253V242H252ZM252 244L250 242V246ZM209 245L207 247L211 248L210 251H209V252H211L216 246L213 247V246H211V245L209 246ZM248 245H247V247H248ZM132 246L134 247V245H132ZM115 247H117V246H115ZM245 247H246V245H245ZM120 248H122V247H120ZM128 248L130 249L129 246H128ZM233 248H235L234 245H233ZM233 248H232V252H233ZM239 248L240 247H238V249ZM242 248H243V245H242ZM214 250L218 251V249H214ZM229 250H230V248H229ZM247 250H249V248ZM17 251H18V248H17ZM236 252H237V248H236ZM143 253L146 254V257L142 258V260L144 262L145 261L149 262L150 260H153V257H150L151 259L148 258L146 251L143 252ZM230 255L233 257L232 253H230ZM262 255H263V257H259V259H258L259 264H262L264 262V254H261V256ZM216 256H217L216 254L215 255L212 254L211 255V260H214ZM228 256H229V254L227 255V257ZM167 257H169V256H167ZM248 257H249V255H248ZM29 258H31L33 260H31ZM185 258H182L181 260H183ZM158 259H160V258H158ZM199 259H201V258H199ZM216 259H217V257H216ZM224 259H226V258L223 257L222 260L225 261ZM235 259H239V257L235 258ZM160 260H162V259H160ZM3 261L7 262L6 260H3ZM214 261H216V260H214ZM214 261H212V262L214 263ZM233 261L234 262H232V263L229 262V263L230 264H235V260H233ZM237 261H239V260H237ZM252 261L254 262V261H257V260H256V258H252ZM93 262H95V261H93ZM147 262H145V263H147ZM163 262H162V264H164ZM54 263L55 262H53V260H51L49 264H54ZM65 263L66 264H69V263L71 264V260H69L68 262H67V260H65ZM165 264H168V262L165 263ZM179 264H184V263H182V261H181Z\"/></svg>",
	"mask_w": 264,
	"mask_h": 264
},
{
	"label": "snow or ice",
	"instance_id": "snow-or-ice-1",
	"mask_svg": "<svg viewBox=\"0 0 264 264\" xmlns=\"http://www.w3.org/2000/svg\"><path fill=\"white\" fill-rule=\"evenodd\" d=\"M116 4H119L120 0H115ZM210 3H214V0H209ZM53 3L55 6L61 10V15L63 18L67 19L68 12L63 10V0H53ZM103 3L105 5L109 4V0H103ZM199 8V5L196 6V8H189L187 11V16L189 19L193 18V13L196 11V9ZM118 8L115 6L108 9L106 14V19L115 21L116 23H119V19L117 16ZM103 27V25H100ZM77 27H79V24H77ZM220 36L227 40L226 36H223V34H220ZM245 36H247V33H245ZM183 38V36H181ZM144 40H140V45L142 46L144 44ZM60 45L63 44V39L58 41ZM235 49L231 47V44L229 42V58L230 61L234 59L235 56ZM56 53L54 52L52 57H49V64L48 67H51L56 62ZM109 60L111 61V71H112V82H113V89L111 92L107 95V97L104 99L103 104L108 105L113 102V100L117 97L119 90H121V83L119 80H117V74H120L123 76L124 80L126 81V87L131 90L134 87V81L133 77L130 74L131 73V60L130 58L122 52L118 53H109L108 54ZM47 68H44L41 66L40 71H33L31 76H25L20 83H25L29 79H33L36 76L40 75L41 71H46ZM8 83H15V81H9ZM6 87L5 84H0V88ZM194 92L196 91L195 87L192 89ZM99 99V97H97ZM220 101H218L219 103ZM231 106V102H229V107ZM87 105L85 104H78L77 108L81 113H84L86 110ZM93 107L97 109V111L100 112L101 115H103V111L101 110V105L99 103H94ZM219 110V109H218ZM191 114V111L189 110V115ZM90 123V121H88ZM80 126V122L77 121L76 124L73 125L72 128H65L63 130V139L62 143L60 144L55 156L50 161L51 164L55 165L58 169V175L61 181L64 182L66 185V189L64 193L60 197V201L42 212L36 220L32 223V226L27 231V238H26V244H25V251L27 252L29 257H32L35 255V264H42V258L43 257H49L52 253L55 243L53 238V232H54V225L57 221V219H67V214L69 210L73 207V202L76 199V196L81 190L85 187L83 184L75 185L71 180H68L65 178V171H71V169L66 168L68 165V161L64 160L62 163H58V161L61 160L62 154L70 147L71 143L76 137L77 129ZM0 127H3V125H0ZM91 170V169H90ZM191 171V169H189ZM231 187V186H230ZM82 204V201H81ZM262 250H264V245H262ZM52 260H55V257H51ZM121 257L117 256L115 258L114 264H119ZM81 264H83V261H81Z\"/></svg>",
	"mask_w": 264,
	"mask_h": 264
}]
</instances>
